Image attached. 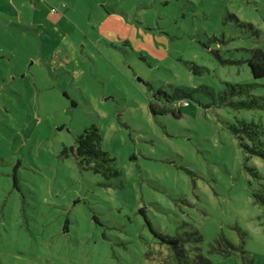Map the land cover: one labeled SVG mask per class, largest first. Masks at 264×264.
<instances>
[{"label":"rangeland","instance_id":"1","mask_svg":"<svg viewBox=\"0 0 264 264\" xmlns=\"http://www.w3.org/2000/svg\"><path fill=\"white\" fill-rule=\"evenodd\" d=\"M256 50L264 0H0V264H156L147 217L212 264H263L264 159L220 101L264 83ZM158 89L189 104L155 113ZM92 123L119 176L71 152Z\"/></svg>","mask_w":264,"mask_h":264},{"label":"trees","instance_id":"2","mask_svg":"<svg viewBox=\"0 0 264 264\" xmlns=\"http://www.w3.org/2000/svg\"><path fill=\"white\" fill-rule=\"evenodd\" d=\"M251 72L256 78H264V51L256 50L254 56L249 59ZM257 86H264L260 82H227L226 86L220 92V101L229 105L236 111L235 120L231 123L233 133L239 139L240 145L246 151L247 156H259L264 159V93H256L254 90ZM157 93L161 96L162 105H151V109L155 113H173L180 115V107L188 105L174 95L168 94L162 89H158ZM186 101V100H185ZM247 111L240 114L241 111ZM103 136L100 127L96 123L87 125L76 138V145L73 146L71 152L78 159L80 164L87 167L95 173H99L106 178L119 176L121 169L117 163V159L108 150L103 148ZM62 153L65 156L70 155L68 146H64ZM257 178L262 175L258 169H252ZM15 185H17V176L14 174ZM255 202L263 208L261 215V224L264 226V182H260L256 190L253 191ZM152 233L159 239V242L165 246L161 249V257L156 264H212L210 257L203 252L187 247L188 237L181 234H169L157 230L150 219L147 217ZM201 238V237H199ZM225 244L214 247V250L222 251L227 255L230 249H242L223 238ZM244 252V250H242ZM264 264V262H263Z\"/></svg>","mask_w":264,"mask_h":264},{"label":"crops","instance_id":"3","mask_svg":"<svg viewBox=\"0 0 264 264\" xmlns=\"http://www.w3.org/2000/svg\"><path fill=\"white\" fill-rule=\"evenodd\" d=\"M55 52H56V54H58V53H59L58 49H56ZM56 54L53 55V58H54V59H58V62L61 63L63 60L60 59V57H59L58 55H56ZM68 55H69V54H68ZM68 55H67V56H68ZM62 56L65 57L64 55H62ZM66 59H68V58H65V60H66ZM66 61H67V60H66Z\"/></svg>","mask_w":264,"mask_h":264},{"label":"built area","instance_id":"4","mask_svg":"<svg viewBox=\"0 0 264 264\" xmlns=\"http://www.w3.org/2000/svg\"><path fill=\"white\" fill-rule=\"evenodd\" d=\"M185 104H187L188 102L187 101H184Z\"/></svg>","mask_w":264,"mask_h":264},{"label":"water","instance_id":"5","mask_svg":"<svg viewBox=\"0 0 264 264\" xmlns=\"http://www.w3.org/2000/svg\"><path fill=\"white\" fill-rule=\"evenodd\" d=\"M71 149L73 150V147H71Z\"/></svg>","mask_w":264,"mask_h":264}]
</instances>
